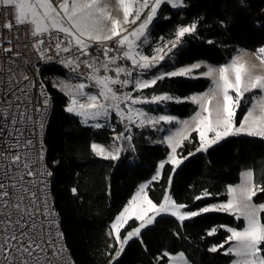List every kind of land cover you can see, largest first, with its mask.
I'll return each mask as SVG.
<instances>
[{
    "label": "trees",
    "instance_id": "16d2710c",
    "mask_svg": "<svg viewBox=\"0 0 264 264\" xmlns=\"http://www.w3.org/2000/svg\"><path fill=\"white\" fill-rule=\"evenodd\" d=\"M183 3L179 10L162 8L161 13L166 17L152 25L143 50L147 56H152L162 44L170 47L182 26L195 24V31L185 34L178 48L148 74L201 61L222 66L228 64L239 50L254 53L264 47V0H183ZM60 77L74 81L72 77L78 75L69 74L62 68L41 71L53 107L45 148L53 178L54 206L73 262L169 264L168 255L183 253L189 264H231L233 257L226 254L232 245L227 229H241L243 220L222 211L203 213L182 222L168 216L159 217L136 239L129 240L120 256L115 255L112 259L105 233L107 225L138 186L154 177L159 164L166 161L169 149L157 140L161 135L157 137V132L149 130L148 126H133L131 139L117 159H99L89 152L90 143L105 145L112 141L114 131L118 132L122 127L114 122L99 128L85 126L64 111L66 98L51 89V84ZM208 87L206 78L172 77L140 90L139 94L146 98L160 95L175 98L149 108L154 116L164 114L189 119L198 107L186 99L192 94H201ZM256 94L243 97L245 103L241 101L236 110L235 126L240 125ZM198 148L197 137L191 134L178 150L183 162L176 168L164 163L159 180L147 188L153 203L159 204L167 190L173 202L183 205L188 212L225 203L228 188L239 183L244 171L251 170L256 192L253 203L264 204V191L259 190L264 188L263 138L232 136L206 151H197ZM259 214L264 223V212ZM212 229L216 231L209 235ZM124 234L122 230L121 239ZM213 247L217 251H210Z\"/></svg>",
    "mask_w": 264,
    "mask_h": 264
},
{
    "label": "snow or ice",
    "instance_id": "6c2138e0",
    "mask_svg": "<svg viewBox=\"0 0 264 264\" xmlns=\"http://www.w3.org/2000/svg\"><path fill=\"white\" fill-rule=\"evenodd\" d=\"M121 6L123 7L124 23H135L140 19V10L149 8L150 11L147 13L146 18L139 24V26L134 29L131 33H127V29L123 28L120 22L116 19H111V27L104 32L103 35H94L93 32L104 31L101 28V19L104 10L99 6L98 0H90L86 4H78L77 0H72L70 6L65 0V3L61 5L63 12L67 15V18L71 24V27H65L59 18L58 14L55 13V9L43 2V0H37V3L41 7L47 9L44 11L42 16L37 13L36 4L29 2V0H0V5L12 7L15 9V20L16 23L25 24L32 23L35 25L33 31L34 36H39L45 31L56 30L63 32L65 35L74 39L76 46L79 48L83 56H88V52L85 51L86 48L90 47L89 44L85 43L82 37H87L88 40L100 42L103 46L104 59L103 60H84L81 61L79 57L73 59H66L65 66L71 67L72 71L75 72L80 68L81 63L86 64L89 68L93 70V74L88 77V79L95 82L94 86H99L100 91L97 94L92 92H85L84 89L87 87L84 83H79L75 86V90L71 92L73 99L71 101L72 106L68 107L66 111L76 115L81 116L82 123L88 124L89 120H97L100 117L107 118L111 110H115L116 115L121 118V121L127 118L129 123H137L138 126L143 127L146 124L155 127L156 124L160 122L172 123L175 118L169 115H161L158 118H151L142 108H133L132 106L137 104H152V103H162L165 101H170L175 98L168 95L153 96L148 99L142 95L133 96L131 92L122 93L118 95V88L120 89L128 87L129 84H133V91L142 90L156 85L159 81L180 76H193L194 70L201 68L200 64H195L189 67H184L172 72H158L152 75L151 79H142L146 72H150L155 69L161 61H164L173 50L177 49L182 43L181 38L185 34L195 31L196 25L182 26L176 32V40L171 42V46L168 47L167 44H162L161 47L157 48L155 51L157 55L153 57L145 56L139 49L142 44L148 42V29L149 25L155 17L158 15V9L164 4H170L171 7L177 8L181 6V0H153L151 6L148 0H143V3L139 5L138 9L134 13V18L129 20V16L133 15L130 12L131 5L124 3V0H120ZM88 9L89 11H84ZM95 10L99 13V16L93 17L92 11ZM6 27H11V24L6 25ZM73 29L75 31H73ZM78 34V35H77ZM115 38V43L117 48H112L104 44L105 41H112ZM72 39L69 41H61L57 44V48H61V44L68 43L71 45ZM163 41V38H161ZM40 43H43L41 40ZM126 45V50H125ZM167 47V51L164 48ZM66 53H71L72 49L70 46L63 47L62 49ZM10 51V50H9ZM259 53L264 54V47L260 48ZM115 53V55H113ZM138 57V59H137ZM118 60H130L131 67H120L117 64ZM264 62V59H262ZM111 66L114 67V76L107 75L110 70H113ZM103 72V75H97V73ZM218 73V76L216 75ZM123 74L124 78H121ZM83 75V74H81ZM201 75L206 77H211L213 80V87L209 90V93H205L199 96L191 97V101L199 105L200 111L197 112L195 118V131L199 133L201 140V147L197 151H206L212 145H215L220 140L224 139L230 135H236L240 133H246L249 136H261L264 137V97L260 98L259 109L261 115L259 117H253V110L257 107L254 105L252 109L246 114L243 121H241L239 127H234V117L236 114V108L241 103L244 94L252 91L253 89H260L264 91V76H252L247 70L245 65L240 63V57L233 58V61L229 65L220 66L218 69L208 66L206 72L201 73ZM135 79L133 80V77ZM234 77V79L232 78ZM230 90L235 92V96L230 95ZM222 96V100L219 97ZM76 97L86 98V103H80L79 108L75 106L77 104ZM103 97L107 102L109 99L113 101L110 105L108 103L99 104L98 99ZM121 100L128 105V111L122 110ZM216 101L215 106L211 107L212 102ZM179 102V101H177ZM45 105L48 103L47 99L44 101ZM23 117V114H21ZM136 117H139L137 120ZM251 118V119H250ZM187 125V121L183 122ZM42 126V125H41ZM96 128L101 127L100 123L93 125ZM159 130V129H158ZM182 130H178L176 134L169 135L165 137V142H167L171 147L172 151H176V147L179 141H175L177 135H181ZM208 133H213V136H208ZM118 138H124V134H121ZM131 139V137H127ZM187 139V137H183ZM175 141V142H174ZM30 144L31 141H28ZM92 148L97 151V154L104 152V149L99 148V146L93 144ZM119 152V149L116 150ZM191 155V154H190ZM42 158V156H41ZM112 159H116L117 155H111ZM176 165L181 163L180 159L172 158ZM20 160L19 155H15L12 158L13 163H18ZM27 167V164L25 165ZM163 167V165H161ZM34 173L32 171L27 172V175L31 176ZM245 177L244 184L250 183L252 173L251 171L243 174ZM155 179V177H154ZM171 180V178H170ZM5 185L0 183V200L8 196L7 191H3ZM253 188L255 186L253 185ZM260 191H264V188H260ZM76 191L75 189L73 190ZM143 192V188H141ZM236 189L229 188L230 199L227 204L212 205L199 209L198 211L182 212L181 208L184 206H177L175 204L162 203L158 207L149 200L147 203L151 210H154L157 214L168 212L171 210V214L176 216L180 221H184L190 218L197 217L203 213H209L213 211H226L230 214H234L237 219L243 217L246 221V227L243 230H236L228 228L227 231L231 233L228 237L229 241H235L236 243L232 245L227 250L226 254H232L236 257L233 264H264V223H261L259 218V213L264 212V204L259 206L252 203V197L256 194L255 190H250L246 186L240 187V198H238L234 193ZM22 199V198H21ZM146 199V198H145ZM167 199V198H166ZM199 199V197L197 198ZM132 207H126L124 211L117 217V223L112 225L113 229L116 230L117 240H120L119 228L122 226V222H126L127 219L132 218V213L135 211V202H130ZM16 211L21 214L22 217L32 215L36 209L28 211L27 209H22L19 205H16ZM49 215L51 212L49 210ZM145 210L135 211V219L144 220ZM153 218H149L146 222L139 225L138 228L129 232L127 237L121 241V248L116 252V256H120L123 251V247L127 244L133 236H137L140 230L146 226V224H151ZM0 223H4L0 221ZM34 224L25 226L22 219H18L15 222V227L10 231L5 233V235L0 239V258H2L5 264H17V258L13 253H19L21 257H34L35 250L40 249L41 251L48 252L51 249V256L58 257L63 261L62 249L58 251V245L55 241H49L48 246L42 245V237L33 236L29 233L28 229L34 228ZM216 229H212L209 235H213ZM222 247V245L220 246ZM210 251H217L216 247L210 249ZM47 264H51V260L45 257ZM180 260L187 264L184 259L183 253L179 256ZM21 264H30V261L23 260ZM36 264H39V260H36Z\"/></svg>",
    "mask_w": 264,
    "mask_h": 264
},
{
    "label": "built area",
    "instance_id": "2783aa9c",
    "mask_svg": "<svg viewBox=\"0 0 264 264\" xmlns=\"http://www.w3.org/2000/svg\"><path fill=\"white\" fill-rule=\"evenodd\" d=\"M8 24H11V27H6ZM33 31L29 23H16L14 8L0 5V183L5 185L3 191L8 192V196L0 200V221L4 222L0 223V239L6 231L10 232L15 227L18 219H22L26 227L35 225L28 231L33 236L42 237L43 246L47 247L49 241L56 242L58 251L63 250V261L52 257L51 249L48 252L36 249L34 257H21L19 253L14 252L17 264H21L23 260L36 264L37 259L39 264H47L45 257L51 260V264H75L61 231V220L51 191L53 178L47 163L45 143L53 107L52 97L41 79V71L47 68H62L73 75H92L93 70L84 63L73 72L64 62L76 57L81 61L103 60V46L100 42L87 40L85 43L90 47L85 51L89 55L83 56L79 48L72 43H63L60 49L57 48L61 41L70 40L61 32L50 30L34 36ZM41 40L43 43H40ZM104 44L114 49L118 47L115 39L105 41ZM66 46L71 47V53L62 50ZM117 64L120 67H131L128 60H118ZM111 67L113 70L107 74H115V66ZM77 84L79 83L64 77L51 84L54 92L66 98L62 107L64 111L72 106L71 92ZM45 99L48 101L46 105ZM76 99V108L80 103L87 102L84 97ZM15 155L20 156L18 163L12 162ZM29 171L34 174L27 175ZM16 205L28 211H36L30 216L22 217L16 211ZM49 210L51 215L48 214ZM0 264H5L2 258Z\"/></svg>",
    "mask_w": 264,
    "mask_h": 264
},
{
    "label": "rangeland",
    "instance_id": "374dc122",
    "mask_svg": "<svg viewBox=\"0 0 264 264\" xmlns=\"http://www.w3.org/2000/svg\"><path fill=\"white\" fill-rule=\"evenodd\" d=\"M29 2H31L33 4H36V10H37V13L39 15L42 16L43 12L44 11H47V9L41 7L40 4L37 3V0H29ZM43 2L47 3L48 5H51V7L53 9H55V13L58 14L59 18L61 19V21H62V23H63V25L65 27H69V28L71 27V24H70V22H69V20L67 18V15L63 12V10L61 8V5L65 3V0H43ZM71 2H72V0H67V3L69 4V6H70ZM89 2H90V0H77V3L78 4H81V5L86 4V3H89ZM148 2H149V5L151 6V4L153 3V0H148ZM124 3H128V4L131 5L130 12H132L133 15H130L129 16V20H132L134 18L135 11L138 9L139 5L143 3V0H124ZM98 4L104 10L103 16L100 17V19H101V28L104 31H101V32H93L94 35H103L104 32H106L111 27V23H110V20L111 19L118 20L120 22V24L122 25V27L127 29V33H122V35L123 34L131 33L146 18L147 13L150 11V7L149 8H145V9H141L140 10V19L139 20H137L135 23H124L123 7L121 6L120 0H98ZM183 6H184L183 0H181V6L180 7H177V8L171 7L170 4H164V5H162L161 8L158 9V15H157V17H155L153 19V21L151 22V24L149 25L148 32H149L150 28L152 27V25L155 22H157L162 17H166V14L165 13H161L162 8L169 7L171 10L172 9L173 10H179V9H182ZM84 11L87 12L89 10L88 9H84ZM91 11H92L93 17L99 16V13H97L95 10H91ZM29 24L32 25L33 29H35V25L34 24H32V23H29ZM54 31H56V30H54ZM73 31H75V30L73 29ZM57 32L59 33V31H57ZM61 33L64 34L63 32H61ZM69 38L72 39L71 37H69ZM82 39H84L85 41L88 40L86 36L85 37H82ZM73 43L76 46L74 39H72V44ZM144 44H142V46L139 49V51H141L145 56H147L146 53L143 50ZM166 48H164V51H167ZM125 49H126V45H125ZM154 55H157L156 51L154 52V54L152 56H148V57H153ZM235 57H240V63H242L243 65H245V67L251 73V75L253 77L254 76H257V75L264 76V62H262V59H264V54L259 53V51L252 53V52H249L247 50H239L233 56V58H235ZM233 58L226 65L231 64V62L233 61ZM137 59H138V57H137ZM128 62L131 65V61L128 60ZM160 63H162V61ZM195 64H200L201 65V68L194 70L193 76H191V77L190 76H180V77H183V78H186V79H188V78H190V79H194V78H206L207 80H209V87H208V89L206 91L202 92L201 94H192V95L188 96V98L186 99V101H190V102H192L191 101V97H193V96H199V95H202V94H205V93H209V90L213 87V80H212V78L211 77L203 76V75H201V73L206 72L208 70V66H211V67L216 68V69H218L220 67V66H216L215 67V66H213V65H211V64H209L207 62H203V61L198 62V63L191 64V65H187L185 67H189V66H192V65H195ZM222 66H225V65H222ZM181 68H184V67L173 68V70H171V71H165L163 69L162 70L159 69L158 72H172V71H175V70H178V69H181ZM158 72H156V73H158ZM107 75L114 76V75H111V74H107ZM216 75L218 76V73H216ZM89 76H91V75L90 74H87V73H84L82 76L72 77V78H75L74 79L75 82L84 83L85 85H87V87L84 89V91L86 93L87 92H92L93 94H97L100 91V88H99V86H94L95 82L93 80L88 79ZM151 77H152V75H150V74H148V72H146L144 74V76L141 77V78L142 79H151ZM121 78H124V77L121 75ZM232 78L234 79V77H232ZM134 79H135V76L133 77V80ZM74 81H72V82H74ZM116 87L118 88V95H122V93H126V92H131L134 97L140 95L139 94V91L140 90L133 91V84H129L128 87L122 88V89H120L118 85ZM254 92H257V94H256L255 98H253L251 100V102L248 104V107H247L246 112L244 114L245 116L249 112V109H252L254 105H257V107L253 110V117H259L262 114L261 111H260V109H259V103H260V98L261 97H264V91H261L260 89H253L252 91L247 92L245 94H251V93H254ZM245 94H244V96H245ZM230 95L235 96V92L230 90ZM151 98H148V99H151ZM219 99L222 100V96L219 97ZM241 101H243L245 103V99L244 98H242ZM97 103H99V104L108 103L110 105L111 103H113V101H111L109 99L106 102L103 97H100L98 99ZM120 103H121V106H122V110L125 111V113H127V111H128V105L125 104L123 102V100H121ZM215 103H216V101H213L212 102V105H210V106L211 107H214L215 106ZM194 104L198 107V111L197 112H199L200 111L199 105L196 104V103H194ZM156 105H158V104H156V103H152V104H137V105H134L132 107L133 108H142L148 114L149 117H151V118H158L159 116L164 115V114H160L159 116H154L153 114H151L148 111L149 108L156 107ZM237 108H236V110H237ZM197 112L193 116H191L189 119H179V118H176L175 117V120L172 123L160 122V123L156 124L155 127H152L151 125H148V124H146L143 127H140V126H138L137 123H129V121L127 120L126 117H125V119L123 121H121V118L118 115H116L114 109L109 112L107 118L100 117L97 120H89L88 124L82 123V119L83 118L81 116L76 115L74 112H72V113L68 112V114L76 117L85 126H90V125L93 126L96 123H100L103 126L104 124H107V123L109 124L110 122H114V124H116V125L120 124V126L122 127V129L120 131H118V132L114 131V128H113L114 134L112 135V141L111 142H109V143H107L105 145L98 144V143H90V145L88 146L89 152L92 153V154H94L99 159H102V160H105V159L115 160V159H112L111 158V155H117V158H118L119 154L123 150V147H126L128 145L129 139L127 137H129V135L131 134L130 131L133 128V126H135L137 128H144V127H147L148 126L149 127V130H152L154 132H157V135H156L157 137H158V135H161V138L159 137V139L157 138V140L160 143H162L163 145L167 146L168 149H169V153H168V156L166 158V161L162 162V164H159V166H158V169H157V171H156V173L154 175L155 179L153 177L152 179L148 180V182H144L140 186H138V188L135 191L134 195L130 198V200H128L125 203V205L123 206V208L121 209V211L107 225V228L105 230V233H106L107 240H108V247L110 249V254H112V259L116 255V252L120 250V248H121V241H123V239L125 237H127L128 233L129 232H132L134 229L138 228L141 223L146 222L149 218H153L154 217L153 222L157 218L163 217V216L172 217V218L176 219L177 221L179 220V219H177L176 216H173L171 214V210L168 211V212H163V213H159V214H157L154 210H151L149 208L148 203H147L150 200V198L147 195V188L153 182L159 180V178L161 176L160 172H161V169H162L161 165H164V163L168 162L171 165H173L174 168H176L178 165H176L173 162V159H172L173 157H175L176 159H180L181 160V163L183 162L184 159L182 157H179L178 156V150L182 147V143L186 142L189 139V137H190L191 134H195L196 135V137H197V143H198V147H199L198 149H200V147H201V140H200V137H199V133L197 131H195V127H196L195 118H196ZM245 116H244V118H245ZM244 118H243V120H244ZM136 119L138 120L139 117H136ZM185 121L188 122L187 125H185L183 123ZM239 126H235L234 125V127H239ZM178 130H182V133H181V135H177L176 138H175V141H179V144L176 147V151L173 152L172 151V147L167 142H165V137H167L169 135H172V134H176L178 132ZM121 134H124V138H118ZM207 135L208 136H213L214 134L213 133H208ZM246 135H247L246 133H243L242 132L240 134L230 135V136H227L225 138L232 137V136H246ZM183 137H187V139H184ZM252 137H256V138H259V139L260 138H263L264 139V137H261V136H252ZM93 144L99 146V148L104 149V152L101 153V154H97V151H94L93 148H92V145ZM117 149H119V152L118 153L116 152ZM249 171H251V170L244 171L241 174L240 181H239V186H234L233 185L231 187L233 189H236V192L234 193V195H236L238 198H240L241 201H242V198L240 197V187L241 186H246L250 190H253V186H252V176H251L250 183L247 184V185L244 184L245 177H244L243 174H245V173H247ZM252 175H253V173H252ZM141 188H143V192H141ZM228 194L230 196V193L229 192H228ZM133 201L135 202V211H140L142 209L145 210L144 220L141 221V220L135 219V211H134L132 213V218L131 219H127L126 222H122V226L119 228V233L121 235V231L123 230V232L125 234H124V236H123L122 239H121V236H120V240L118 241L117 240V237H116V230L113 229L112 225L114 223H117V217L120 216V214L124 211V209L126 207H132V204L130 202H133ZM166 202L169 203V204H175L177 206H181V204H178V203L176 204L175 202H173V200H172V198H171L168 190L165 193V195L163 196V199L159 202V204H156V203H153V202H152V204H154V205H156L158 207L160 204L166 203ZM227 203H225V204H227ZM252 203H253V200H252ZM221 204H224V203H221ZM253 204H255V203H253ZM257 206H259V205H257ZM180 211H182V212H188V211L185 210V207L181 208ZM218 212H220V211H218ZM222 212H226V211H222ZM226 213H229V212H226ZM190 219H192V218H190ZM240 219L243 220V227L241 229H236V230H243L246 227V221L243 219V217H241ZM187 220H189V219H187ZM153 222L151 224H146V226L140 230L139 235L142 233V231H144L145 229H147L148 227H150V225H152ZM139 235L133 236L130 240L136 239ZM230 235H231V233H230ZM230 242L232 243V245L236 243L235 241H230ZM232 245L230 247H232ZM180 254L181 253L175 254V255H168L167 258L169 259V264H184V261L179 259ZM229 255L231 257H233V261L236 259V257L234 255H232V254H229ZM184 259H185V257H184ZM185 260L187 261V259H185ZM233 261H232L231 264H233ZM187 264H189L188 261H187Z\"/></svg>",
    "mask_w": 264,
    "mask_h": 264
},
{
    "label": "crops",
    "instance_id": "0c3cea01",
    "mask_svg": "<svg viewBox=\"0 0 264 264\" xmlns=\"http://www.w3.org/2000/svg\"><path fill=\"white\" fill-rule=\"evenodd\" d=\"M74 44V43H73ZM111 75H113V74H111ZM234 186H239V183L238 184H236V185H234ZM230 188V187H229ZM229 188H228V192H229ZM229 199H230V196H229V194H228V200H227V202L229 201ZM227 202H225V203H227ZM224 203V204H225ZM221 204V203H220ZM220 204H214V205H220ZM210 206H212V205H210ZM206 207H209V206H206ZM111 264V263H110Z\"/></svg>",
    "mask_w": 264,
    "mask_h": 264
}]
</instances>
